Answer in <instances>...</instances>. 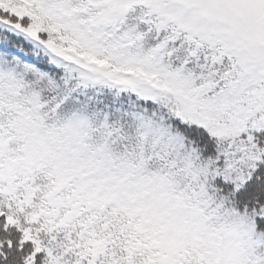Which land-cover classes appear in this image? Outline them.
<instances>
[{"label": "snow or ice", "instance_id": "1", "mask_svg": "<svg viewBox=\"0 0 264 264\" xmlns=\"http://www.w3.org/2000/svg\"><path fill=\"white\" fill-rule=\"evenodd\" d=\"M0 264H264V0H0Z\"/></svg>", "mask_w": 264, "mask_h": 264}]
</instances>
